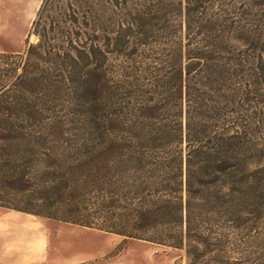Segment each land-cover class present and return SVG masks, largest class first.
Instances as JSON below:
<instances>
[{
    "label": "trees",
    "instance_id": "obj_1",
    "mask_svg": "<svg viewBox=\"0 0 264 264\" xmlns=\"http://www.w3.org/2000/svg\"><path fill=\"white\" fill-rule=\"evenodd\" d=\"M49 1L38 42L0 52V207L182 249L188 264H230L264 155L258 121L229 114L226 28L204 14L207 0L134 9L90 41L74 35L76 13L72 26L45 23ZM52 8L66 14L59 0Z\"/></svg>",
    "mask_w": 264,
    "mask_h": 264
},
{
    "label": "rangeland",
    "instance_id": "obj_2",
    "mask_svg": "<svg viewBox=\"0 0 264 264\" xmlns=\"http://www.w3.org/2000/svg\"><path fill=\"white\" fill-rule=\"evenodd\" d=\"M43 1L0 0V52L24 53L29 44L38 42L33 23ZM59 1L66 14L58 15L50 0L43 10L42 20L47 24L60 21L63 28L72 26L70 15L76 13L74 16L79 22L73 28L74 35L81 34V38L88 41L104 38L102 28L117 21L127 25L134 9L151 11L152 15L163 12L162 3L157 2L161 0H117L118 6H114L116 0ZM186 4L188 1L183 0V6ZM164 7L171 10V5ZM203 7L205 15H214L220 28H226L222 37L228 41V52H222L221 56L233 74L230 80L235 89L230 93L234 112L229 114L232 117L246 114L247 120L258 121L255 132L264 155V0H207ZM185 33L183 28L181 36ZM57 36L62 38L61 33ZM253 57L258 74L251 68ZM246 108L248 110L244 111ZM261 163L264 166V157ZM258 202L254 217L251 215L243 225L249 231L235 234L223 254L230 257V264H264V173ZM210 257L207 254L205 261ZM188 263L182 249L0 207V264Z\"/></svg>",
    "mask_w": 264,
    "mask_h": 264
}]
</instances>
